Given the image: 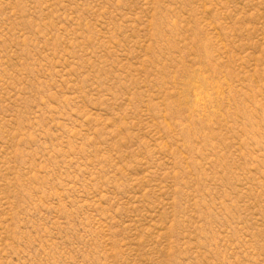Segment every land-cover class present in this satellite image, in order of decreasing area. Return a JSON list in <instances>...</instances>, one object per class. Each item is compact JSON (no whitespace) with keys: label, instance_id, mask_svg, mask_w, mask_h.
Listing matches in <instances>:
<instances>
[{"label":"rangeland","instance_id":"1","mask_svg":"<svg viewBox=\"0 0 264 264\" xmlns=\"http://www.w3.org/2000/svg\"><path fill=\"white\" fill-rule=\"evenodd\" d=\"M0 264H264V0H0Z\"/></svg>","mask_w":264,"mask_h":264}]
</instances>
